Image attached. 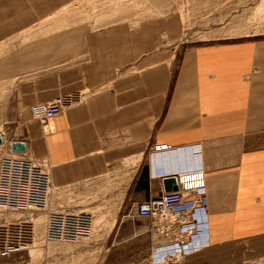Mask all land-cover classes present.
<instances>
[{
  "label": "crops",
  "instance_id": "0c3cea01",
  "mask_svg": "<svg viewBox=\"0 0 264 264\" xmlns=\"http://www.w3.org/2000/svg\"><path fill=\"white\" fill-rule=\"evenodd\" d=\"M32 1V9L23 6L13 21L23 25L43 13L48 0ZM4 4L0 0V8ZM180 31L171 14L91 29L75 52L58 51L54 38L36 57L49 60L48 70L17 83L19 105L56 97L64 104L46 126L30 120L27 110L26 135L18 140L47 162L55 188L120 168L121 205L108 245L140 237L147 254L160 240L136 204L163 191V178L151 177L150 166L164 174L190 168L193 158L176 149L199 144L209 241L176 264L254 263L264 240V39L185 45ZM69 57L57 67L58 58ZM154 144L169 149L153 156ZM129 218L145 226L123 222ZM140 264H148L147 257Z\"/></svg>",
  "mask_w": 264,
  "mask_h": 264
},
{
  "label": "rangeland",
  "instance_id": "374dc122",
  "mask_svg": "<svg viewBox=\"0 0 264 264\" xmlns=\"http://www.w3.org/2000/svg\"><path fill=\"white\" fill-rule=\"evenodd\" d=\"M2 2L5 4L0 8L1 16L4 13L1 17L4 29L0 31V163L2 157L11 154L10 141L26 135L24 120L28 106L19 105L17 83L48 70L49 60L36 57L39 49L48 52L54 38L60 40L58 51L75 52L81 49L83 38L91 29L174 14L180 20L181 41L185 45L215 38L264 39V0H59L53 7L47 5L48 0L42 1L43 13L32 15L35 19L23 25L13 21V17L24 12L23 6L31 10L34 1ZM71 57L58 58L57 67L70 63ZM26 153L29 154L27 150ZM121 176L120 168H111L96 178L55 188L51 194L54 204L70 207L87 217V231L78 240L45 242L40 211L0 209V222L29 220L34 230L32 241L11 255L0 256V264H140L146 257L148 262L143 238L114 247L108 245V231L121 205L116 201ZM123 222L140 229L145 226L140 219ZM246 264H264V240L260 242V260Z\"/></svg>",
  "mask_w": 264,
  "mask_h": 264
},
{
  "label": "built area",
  "instance_id": "2783aa9c",
  "mask_svg": "<svg viewBox=\"0 0 264 264\" xmlns=\"http://www.w3.org/2000/svg\"><path fill=\"white\" fill-rule=\"evenodd\" d=\"M64 104L63 97L50 102H33L28 105L30 118L45 126ZM165 144L152 145L153 156L165 154ZM193 158L190 168L164 174L152 168L151 177L174 176L176 189L162 191L148 200L136 204V212L149 219L148 230L155 234L158 243L151 246L148 264H176L181 256L197 252L208 245L207 201L203 168L200 162V145L177 148ZM0 163V209H35L43 214V237L47 242L78 240L87 231V217L67 206L52 202L55 187L51 184L48 164L34 159L26 150L10 151ZM175 152V150L173 151ZM16 154V155H14ZM191 196V197H189ZM31 222H0V256H8L26 247L34 236Z\"/></svg>",
  "mask_w": 264,
  "mask_h": 264
},
{
  "label": "water",
  "instance_id": "95a60500",
  "mask_svg": "<svg viewBox=\"0 0 264 264\" xmlns=\"http://www.w3.org/2000/svg\"><path fill=\"white\" fill-rule=\"evenodd\" d=\"M9 149L14 152H23L25 150V143L21 140H12L9 143ZM162 184L164 191H171L176 189V180L174 176H167L163 178Z\"/></svg>",
  "mask_w": 264,
  "mask_h": 264
},
{
  "label": "bare ground",
  "instance_id": "6f19581e",
  "mask_svg": "<svg viewBox=\"0 0 264 264\" xmlns=\"http://www.w3.org/2000/svg\"><path fill=\"white\" fill-rule=\"evenodd\" d=\"M46 126V125H45ZM0 138H1V136H0ZM1 142H2V139H1ZM25 150H26V148H25ZM44 236V235H43ZM43 241H45V242H47L46 240H44V237H43Z\"/></svg>",
  "mask_w": 264,
  "mask_h": 264
}]
</instances>
